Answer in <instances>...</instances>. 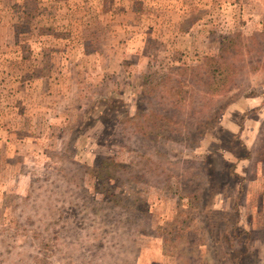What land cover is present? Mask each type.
<instances>
[{
    "label": "rangeland",
    "instance_id": "obj_1",
    "mask_svg": "<svg viewBox=\"0 0 264 264\" xmlns=\"http://www.w3.org/2000/svg\"><path fill=\"white\" fill-rule=\"evenodd\" d=\"M0 264H264V0H0Z\"/></svg>",
    "mask_w": 264,
    "mask_h": 264
},
{
    "label": "trees",
    "instance_id": "obj_2",
    "mask_svg": "<svg viewBox=\"0 0 264 264\" xmlns=\"http://www.w3.org/2000/svg\"><path fill=\"white\" fill-rule=\"evenodd\" d=\"M222 72H223V71L214 70L212 73H213V75H215V74L217 75V73H222ZM212 85H213V87H212L213 90H215L216 92H217V90H219V91L222 90V89H220V88H221L220 86H217V85H216V82L213 81ZM215 86H216V87H215ZM215 91H213V92H215ZM142 129H143V128H142ZM142 129H141V130H142ZM139 130H140V129H139ZM144 135H145V134H144Z\"/></svg>",
    "mask_w": 264,
    "mask_h": 264
}]
</instances>
